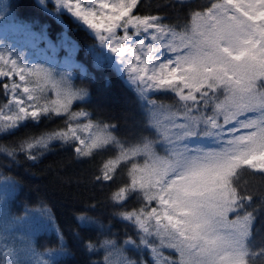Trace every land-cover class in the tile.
I'll return each instance as SVG.
<instances>
[{
    "label": "snow or ice",
    "instance_id": "1",
    "mask_svg": "<svg viewBox=\"0 0 264 264\" xmlns=\"http://www.w3.org/2000/svg\"><path fill=\"white\" fill-rule=\"evenodd\" d=\"M55 5L113 54H98L97 66L110 62L127 74L141 129L131 140L118 138L115 124L73 111L89 92L72 84L70 72L57 76L0 54V77L11 81L2 85L7 100H0V137L62 120L60 127L0 144V152L13 161L18 153L36 160L55 143L77 157L111 152L95 176L99 183L126 169L127 181L110 197L113 215L126 228L122 236L86 212L77 216L84 226H98L97 239L84 245L103 257L93 264H264V236L256 235L264 190L254 194L239 183L246 170L264 176V0H208L176 23L135 13L141 0ZM185 5L167 0L158 7ZM65 47L69 57L75 54L74 43L66 40ZM0 183V264H56V257L68 255L50 210L26 209L10 219L7 200L17 184L2 174ZM132 201L137 206L127 208ZM33 222L55 231L59 246L39 252L31 231L17 238L16 226Z\"/></svg>",
    "mask_w": 264,
    "mask_h": 264
},
{
    "label": "trees",
    "instance_id": "2",
    "mask_svg": "<svg viewBox=\"0 0 264 264\" xmlns=\"http://www.w3.org/2000/svg\"><path fill=\"white\" fill-rule=\"evenodd\" d=\"M166 2L167 0H141L137 13L162 15L166 17V22H183L188 19L191 11L200 10V6L207 4L208 0H186L185 6L177 8L158 7ZM0 11L4 21L21 22L31 30L46 31L52 38H58L64 29L35 0H0ZM61 16L67 24L68 36L76 41L74 58L84 65L83 71L76 69L70 79L75 87L85 88L89 92L85 102H74L73 111L84 109L92 114L94 122L115 124L118 138L133 139L141 129V108L134 89L119 77L112 63L103 62L97 66V55L103 53L98 41L69 14L63 13ZM3 84L4 81L0 79V100L6 102ZM161 99L166 102L170 100L164 97ZM60 126L62 120L58 118L39 125L29 124L14 136L0 137V144L7 147L27 134H38L42 130ZM111 157V152L103 151L92 157H77L74 149L59 143H55L50 151L36 160H29L23 153H18L17 159L13 161L0 152V174L12 178L17 184L16 191L7 200L9 218L24 216L26 209L38 210L41 206H46L56 228L63 234L69 253L56 257V264H93V261L102 260V255L90 253L84 246L88 241L94 242L99 234L97 225L84 226L77 220V216L85 212L115 234L122 236L126 231L124 223L113 215L117 209H114L110 199L113 192L127 181L126 169H118L114 181H95L100 167ZM239 183L254 194L264 190V176L250 170L241 174ZM2 187L0 183V188ZM136 206L135 201L126 205L129 209ZM33 215L36 216L37 213ZM256 224L260 229L256 233L257 238L264 236V212L260 213ZM20 226L17 225L16 229ZM28 231L33 234V244L39 252L59 246L57 235L51 229L41 228L34 222L28 225L26 232ZM17 246L23 247L22 244ZM3 259L0 255V261Z\"/></svg>",
    "mask_w": 264,
    "mask_h": 264
},
{
    "label": "rangeland",
    "instance_id": "3",
    "mask_svg": "<svg viewBox=\"0 0 264 264\" xmlns=\"http://www.w3.org/2000/svg\"><path fill=\"white\" fill-rule=\"evenodd\" d=\"M40 8L45 12L51 14L57 21L62 23V17L60 14L67 13V10L60 9L59 12L56 10L55 0H44L41 4L40 0H35ZM1 12V11H0ZM137 13V9L134 10ZM71 16L72 14L69 13ZM138 14V13H137ZM73 17V16H72ZM85 30L93 35L91 30L83 25L81 21H78L73 17ZM68 28L62 30L61 35L58 38L51 37L46 31H32L26 29L22 24L16 23L12 20L4 21L0 20V54L4 55L5 58L16 59L18 62L27 64L29 67L33 65H39L43 68L51 69L57 76L60 73L72 72L76 69L80 72L83 71L84 65L81 64L74 58V55L69 57L68 48L65 47V41L74 43L77 48L75 39H71L68 35ZM35 35H32V34ZM94 36V35H93ZM46 37V38H45ZM95 37V36H94ZM72 45L69 44L68 47ZM100 50L108 55H113L108 52L107 49L100 47ZM114 68L119 74V77L123 79L127 84V74L119 71V65L113 64ZM4 83H10V79L6 77H0ZM12 79L19 80L18 77ZM129 85V84H128ZM130 86V85H129ZM132 87V86H130ZM34 223V222H33ZM28 228V225L17 227L16 236L19 238L22 236Z\"/></svg>",
    "mask_w": 264,
    "mask_h": 264
}]
</instances>
